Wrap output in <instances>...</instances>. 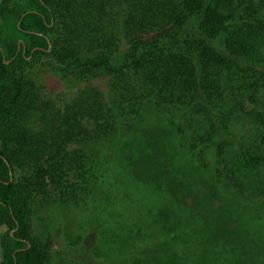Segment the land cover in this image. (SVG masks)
Instances as JSON below:
<instances>
[{"label": "trees", "instance_id": "16d2710c", "mask_svg": "<svg viewBox=\"0 0 264 264\" xmlns=\"http://www.w3.org/2000/svg\"><path fill=\"white\" fill-rule=\"evenodd\" d=\"M43 56L107 92L58 105L12 78ZM148 108L216 183L264 200V0H0V264H49L33 211L91 197L92 156L78 147Z\"/></svg>", "mask_w": 264, "mask_h": 264}, {"label": "rangeland", "instance_id": "374dc122", "mask_svg": "<svg viewBox=\"0 0 264 264\" xmlns=\"http://www.w3.org/2000/svg\"><path fill=\"white\" fill-rule=\"evenodd\" d=\"M20 75L58 105L86 87L107 92L105 79L78 81L50 56L11 76ZM132 126L78 147L92 156L91 197L33 211L30 235L49 264H264V200L248 204L216 183L158 111L146 109Z\"/></svg>", "mask_w": 264, "mask_h": 264}]
</instances>
